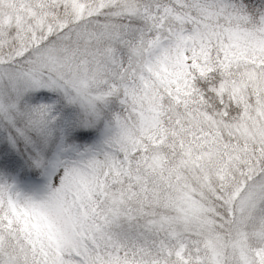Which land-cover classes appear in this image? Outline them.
Instances as JSON below:
<instances>
[{
	"label": "snow or ice",
	"instance_id": "snow-or-ice-1",
	"mask_svg": "<svg viewBox=\"0 0 264 264\" xmlns=\"http://www.w3.org/2000/svg\"><path fill=\"white\" fill-rule=\"evenodd\" d=\"M92 7L60 29L100 37L82 107L0 85V264H264V0Z\"/></svg>",
	"mask_w": 264,
	"mask_h": 264
},
{
	"label": "rangeland",
	"instance_id": "rangeland-1",
	"mask_svg": "<svg viewBox=\"0 0 264 264\" xmlns=\"http://www.w3.org/2000/svg\"><path fill=\"white\" fill-rule=\"evenodd\" d=\"M90 1L64 0L63 5H68L64 7L67 13L60 15L64 17L68 14L74 19L84 17L92 12L91 9L81 11L86 8L84 3ZM41 2L43 0H0V50L3 52L0 53V65L15 61L10 74L0 71V85L7 83L11 96L6 102L18 105V118L21 121L29 119L41 107L51 103L45 97L33 99L39 89L55 93V100L63 105L82 107L88 96L104 86L106 79L97 54V48L102 45L94 22L78 25L73 30L48 39L47 33L53 19L48 17L43 20L37 16L34 5ZM97 3L98 0H93V4ZM73 5L77 9L75 16L70 14ZM41 23L44 24L43 31L40 30ZM41 41L47 42L39 51H35ZM247 246L255 247V244ZM239 254L243 259L245 253L240 251Z\"/></svg>",
	"mask_w": 264,
	"mask_h": 264
},
{
	"label": "trees",
	"instance_id": "trees-1",
	"mask_svg": "<svg viewBox=\"0 0 264 264\" xmlns=\"http://www.w3.org/2000/svg\"><path fill=\"white\" fill-rule=\"evenodd\" d=\"M50 1H52V3H54V1H55V4L58 3V4H60V5H63V2H64V0H50ZM84 4L86 5V7H88L89 5H93V6L95 5V4H93V0H91L89 3H84ZM65 8H66V7H65ZM65 8L62 7V8L59 9L60 14H61V13H67ZM91 10H92V11H95V7H92ZM89 14H90V13H89ZM89 14H87V15L84 16V17L89 16ZM55 16H56V10H52V11L49 12V16H48V17H49V19H53L52 21H55V20L57 19ZM64 17H66V19L61 20L59 23H57V24L55 25L54 28H53L52 26H50V30L48 31V33H47L48 35H47V36H49V33H50V32L52 33V36H53V37L59 35V34L61 33V32H60V29L63 28V27H64V24L68 23L69 20L75 22V21H77V20H80V18H81V17H78V18L74 19V18L70 17L68 14H66ZM60 23H61L62 25H60ZM82 24H85V23H81V24H79V25H82ZM88 24H90V23H88ZM73 28H76V27H73ZM73 28H71V29L73 30ZM41 36L44 37L43 35H41ZM0 53H3L2 50H0ZM251 248H252L254 251L259 252V249L256 248V246H255V247H254V246H251ZM258 258H259V257H258Z\"/></svg>",
	"mask_w": 264,
	"mask_h": 264
}]
</instances>
